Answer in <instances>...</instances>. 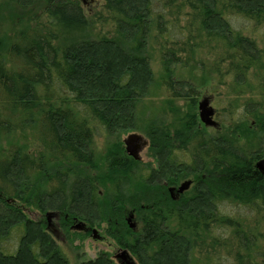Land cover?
Returning a JSON list of instances; mask_svg holds the SVG:
<instances>
[{"label":"trees","instance_id":"1","mask_svg":"<svg viewBox=\"0 0 264 264\" xmlns=\"http://www.w3.org/2000/svg\"><path fill=\"white\" fill-rule=\"evenodd\" d=\"M33 1L0 0V8L14 3L25 12ZM103 1L115 38H93L94 21L78 0H45L35 18L17 19L13 35L0 25V143L30 128L39 141L33 145L37 154L26 145L0 150V264H69L25 207L57 214L63 228L107 224L108 234L138 264H189L202 233L212 227L217 244L232 234L238 250L232 264H264L258 226L243 228L220 207L235 202L264 225V175L256 164L264 149L207 137L193 117H185L174 128L147 129L156 166L146 173L118 142L121 133L135 129L137 104L150 82L153 30L186 51L214 48V63L218 69L227 64L234 83L260 69L264 94V0ZM184 8L191 21L180 25L177 13ZM253 31L263 32L260 42L247 37ZM174 50L163 55L166 74L178 61ZM177 84L166 82L171 97L194 109L196 88ZM244 106L236 125L261 124L256 138L262 146V105L251 100ZM97 137L108 145L104 169L95 164ZM191 177L193 187L179 201L165 197V184L177 188ZM133 207L142 215L139 234L125 222ZM206 263L229 264L218 256ZM82 264L116 263L102 253Z\"/></svg>","mask_w":264,"mask_h":264},{"label":"rangeland","instance_id":"2","mask_svg":"<svg viewBox=\"0 0 264 264\" xmlns=\"http://www.w3.org/2000/svg\"><path fill=\"white\" fill-rule=\"evenodd\" d=\"M44 1L45 0H34L31 8L25 10V12H22L14 3H5L0 8L1 27L6 28L9 34L13 35L15 28L14 24L17 19L21 16H24L25 19H28V17L35 18L36 14L38 15L41 13ZM95 2L96 5L93 6L91 10L83 8L87 17L91 21L93 20L95 24L92 28L91 35L98 40L103 39V37L115 38V35L112 33L114 26L107 12L104 10V1L95 0ZM99 14L103 19L101 21H99L97 17ZM188 14V8H184L177 13L178 23L180 25L191 21ZM152 32L153 34L149 38L147 47V55L150 58L149 66H151L150 82L148 81L149 85L147 86V91L137 104L135 129H131L126 133H121L119 137L120 140L118 141L122 142L121 149L123 150L124 156H127L128 159L133 158L127 155L126 145L123 143L124 140L131 134L142 135L144 139H146L148 145L142 150L140 154L141 160L139 162L141 164V171L147 173L150 167L154 168L156 166V160L150 154V140L147 129L152 126L163 125L174 128V126H179V123L185 117H193L195 122H198V129L203 131L207 137L233 139L236 140L241 148L246 150L252 151L258 149V147L264 149V139L261 143L262 146H260V141L256 138V132L261 124L255 121L252 123V120H249L248 122H242L236 125L238 120H240L241 114L243 115L245 111L244 105L251 100L261 103V110L262 113H264V98L262 97L264 94H262L260 89V69H250L245 81L234 83L232 81L233 75L227 72L228 65H219L218 69L217 63H214L218 55V51L214 50V48H208L203 45L204 48L186 51L182 48V43L176 46L167 42L166 38L158 35L155 30ZM262 33L261 31H253V33L248 32L246 35L260 42ZM172 48H174V51L177 53L178 61L176 64H171L169 73L166 74L162 58L164 53ZM169 79H174V81L178 83V86L184 85V87H188L192 85L196 88L198 95L196 96L197 102L194 109L189 107L188 101L171 97L170 90L166 86V82H168ZM202 102H207L208 109L212 108L214 110L213 120L216 125L213 127H206L200 119L201 111L199 104ZM38 143V138L30 128L28 130L15 132L3 138L0 143V150H8L11 145H18L19 147L26 145L25 147H27L28 152L35 154L38 149L33 148V145ZM94 146L96 147L95 164L104 169L105 161H107L106 155L108 154V145H106V141L103 138L97 137ZM261 161H264V157L259 160V162ZM93 172L94 171L91 172L92 175H94ZM189 179L193 180L191 177L187 178V180L180 181L181 183L177 185V188L183 183H188ZM192 187L193 186L190 188L192 189ZM165 188V197H167L169 201H175L174 198H177L178 193L173 197L170 192V188L172 187L165 184ZM189 195L190 194H188V196ZM220 207L225 213L229 215L234 214L235 217H238L241 227L246 228L250 226L251 228H256V226H258L257 228L264 237V225L262 223L259 225L256 224V214L230 201H224L220 204ZM126 211L125 222L127 223V227L130 228L133 233L139 234L143 226L140 211L135 207H133V209L129 208ZM25 212L31 220L41 221V223H43L49 236L62 248L66 257L69 259V264L90 262L91 260L98 259V256L102 255V253L109 256L116 264H119L115 257L117 254L124 251L125 248L120 247L116 240L108 234L107 224L103 223L101 226L82 224V228H77L79 223H73L72 226L63 228L64 226L61 225V221H59L57 214H42L35 207H25ZM130 216H132V219L128 221ZM202 234V241L200 240V242L197 243V247L191 251L189 264H207L206 262L212 260L216 256L221 257L223 260L226 259L229 264L234 263L233 259L238 250L232 238V234L230 235L229 233L221 244H217L214 240V237H217V229L215 227H212L211 233L204 232ZM263 237H259L260 246H264ZM135 260L137 261L136 258Z\"/></svg>","mask_w":264,"mask_h":264},{"label":"water","instance_id":"3","mask_svg":"<svg viewBox=\"0 0 264 264\" xmlns=\"http://www.w3.org/2000/svg\"><path fill=\"white\" fill-rule=\"evenodd\" d=\"M200 108V119L205 124V126H215L216 123L213 120L214 116V110L212 108L207 107V102H202L199 104ZM126 145V153L130 157L132 156L136 161L141 160V152L142 150L147 147L148 143L144 137L138 134H131L127 139L123 142ZM257 168L260 172L264 175V161H261L257 164ZM191 187V182L188 181V183H183L180 185L179 188H177V192L179 194H183ZM175 191L174 188H170V192L173 193ZM132 219V216H130L129 220ZM115 259L119 264H138L137 261H135L134 257L129 254V251L125 249L121 253L117 254Z\"/></svg>","mask_w":264,"mask_h":264},{"label":"flooded vegetation","instance_id":"4","mask_svg":"<svg viewBox=\"0 0 264 264\" xmlns=\"http://www.w3.org/2000/svg\"><path fill=\"white\" fill-rule=\"evenodd\" d=\"M78 2H80L81 3V5H82V7L83 8H86V9H90L91 10V8L93 7V6H95L96 5V2H95V0H78ZM175 189V191L172 193V196L173 197H175L176 196V194L178 193L177 192V188H174ZM185 193V192H184ZM183 193V194H184ZM180 195H182V194H179L178 193V196H177V198H174V200L177 202V201H179L180 200ZM129 254H130V252H129ZM131 255V254H130ZM133 256V255H132ZM135 259V258H134ZM136 261V260H135Z\"/></svg>","mask_w":264,"mask_h":264}]
</instances>
